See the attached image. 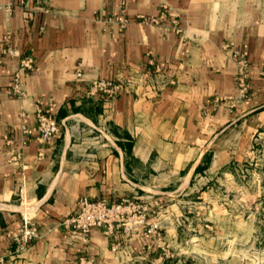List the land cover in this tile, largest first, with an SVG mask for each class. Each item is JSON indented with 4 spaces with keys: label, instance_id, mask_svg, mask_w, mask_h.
<instances>
[{
    "label": "crops",
    "instance_id": "obj_1",
    "mask_svg": "<svg viewBox=\"0 0 264 264\" xmlns=\"http://www.w3.org/2000/svg\"><path fill=\"white\" fill-rule=\"evenodd\" d=\"M0 5L5 264H77L81 253L95 264H149L160 252L153 237L100 228L83 234L59 222L76 210L81 196H129L161 205L154 219L164 225L162 242L170 246L171 232L180 225L174 221L187 213L179 207L181 198L218 174L230 175L233 165L262 166L264 0H43L31 13L19 0ZM111 14L130 22L118 31L102 21ZM155 16L157 23L146 21ZM227 42L232 47H224ZM232 48L247 52L244 97ZM19 55L30 56L33 64L20 76L23 94L15 96ZM77 68L85 80L106 78L125 89L114 98L88 95L76 80ZM51 103L60 129L46 143L35 138V109ZM21 124L32 134L21 132ZM18 150L21 155L10 159ZM26 214L38 236L15 251L12 236Z\"/></svg>",
    "mask_w": 264,
    "mask_h": 264
},
{
    "label": "rangeland",
    "instance_id": "obj_2",
    "mask_svg": "<svg viewBox=\"0 0 264 264\" xmlns=\"http://www.w3.org/2000/svg\"><path fill=\"white\" fill-rule=\"evenodd\" d=\"M230 170L181 198L187 213L174 221L180 225L171 232L169 257L187 256L186 264H264V162Z\"/></svg>",
    "mask_w": 264,
    "mask_h": 264
},
{
    "label": "built area",
    "instance_id": "obj_3",
    "mask_svg": "<svg viewBox=\"0 0 264 264\" xmlns=\"http://www.w3.org/2000/svg\"><path fill=\"white\" fill-rule=\"evenodd\" d=\"M43 0H19V3L24 6L29 13L32 8L39 7ZM1 6V5H0ZM9 9V5H5ZM161 16L164 13L161 12ZM146 20V19H145ZM158 16L150 17L148 22L157 23ZM102 21L107 25H115L118 31L124 29L130 19L124 14L120 15H105ZM176 23V20H174ZM231 46V42L223 45ZM5 52L14 54L11 49H6ZM231 56L237 66L236 82L240 96L244 97L247 92V77L249 73V64L247 60L246 50L232 48ZM18 67L14 74L12 81V93L16 96L23 94L20 87L19 79L21 74H27L32 70L33 59L27 55H19L17 57ZM83 72L80 68L75 71V77L78 83L86 86L85 93L88 95H99L103 98H114L118 96L125 89L123 82L112 81L110 79L89 78L84 79ZM54 103L47 108L40 105L35 109V122L38 131L36 139L40 141L51 143L54 136L59 132L60 126L56 120L53 107ZM20 131L26 135L32 134V129L21 124ZM8 142L9 140L6 139ZM30 138L22 139V144L26 143ZM22 151L18 150L16 153L10 155V159H17ZM159 204L154 202L151 205L148 201H139L136 198L124 196L116 200H109L106 198H88L86 196L79 197L77 201L76 210L72 214L65 216L59 224L66 229L89 234L93 228H100L106 234L113 233L116 229H121L124 234H131L140 231L145 237H153L160 243V252L154 257L149 264H161L162 258L169 257L171 254L168 252V244L163 241L164 225L158 219H154L155 215L160 209ZM18 231L12 236L13 241L16 243L15 251H20L26 244L38 236V228L28 214L23 215L22 222L18 227ZM116 247V245L114 246ZM113 247V248H114ZM77 264H95L91 255L81 253L77 256ZM0 264H5L4 256H0Z\"/></svg>",
    "mask_w": 264,
    "mask_h": 264
}]
</instances>
